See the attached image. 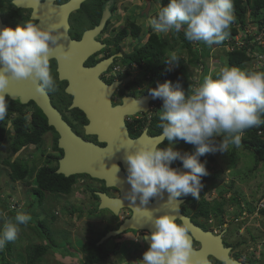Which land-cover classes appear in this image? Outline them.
I'll return each mask as SVG.
<instances>
[{
    "label": "clouds",
    "instance_id": "clouds-1",
    "mask_svg": "<svg viewBox=\"0 0 264 264\" xmlns=\"http://www.w3.org/2000/svg\"><path fill=\"white\" fill-rule=\"evenodd\" d=\"M234 20L233 0H168L167 5L149 21V26L155 33L183 31L188 41L204 42L212 47L226 38ZM61 29V24L41 26L35 14L15 28L0 29V120L8 111L4 90L11 80L30 78L40 93L58 90L57 79L51 71V53L54 46L58 49L63 45L61 41L65 33ZM262 36L264 38V33ZM178 58L175 55L167 57V63L174 65ZM166 70L171 71L172 68ZM149 92L154 99L163 101L157 124L162 131L152 143L135 150L124 147L127 183L130 185L127 199L143 207L165 191L169 193L168 202L177 205V198L185 202L180 198L182 195L191 194L199 200L204 187L201 178L208 174L206 161L202 162L200 157L209 152H227L230 145L238 147L245 130L264 124V119H261L264 116V71L225 65L218 71L209 72L196 86L189 85L187 90L182 81L177 80L175 84L171 81L161 83ZM262 132L259 131L260 134ZM165 140L169 142L168 146L161 147ZM177 140L195 145V153H181L175 149ZM177 159L182 161L185 171L171 166ZM113 168L119 171L118 166L113 165ZM258 199L253 212L264 217V207L261 206L264 192ZM241 209L240 219L244 220L247 208ZM146 210V218L153 224L154 231L150 238H144L150 241V246L141 264H194L188 220L169 212L154 218L153 212ZM31 219V215L24 211H17L14 217L0 212V249L15 241L21 226H27ZM92 231L98 233L95 228ZM244 242L241 246L248 243Z\"/></svg>",
    "mask_w": 264,
    "mask_h": 264
},
{
    "label": "rangeland",
    "instance_id": "rangeland-1",
    "mask_svg": "<svg viewBox=\"0 0 264 264\" xmlns=\"http://www.w3.org/2000/svg\"><path fill=\"white\" fill-rule=\"evenodd\" d=\"M146 1L154 2L151 10L153 19L158 14V9L157 12H155V9L161 5V0ZM118 4L120 5L118 9L121 13L126 3L119 0ZM120 13L117 10L116 15H111L110 28L113 29L116 26L117 30H119L127 25L124 21V15L121 16ZM147 17V14L139 16L140 19H146ZM249 21L246 29L256 34V26L251 20ZM141 25L143 26V32L139 45H142L147 38L145 37L146 34L149 33L148 22L143 21ZM181 32L164 34L171 38L173 35L178 37ZM111 34L114 35L115 33L112 32ZM237 38L241 39V36L237 35ZM178 40L174 48L169 49L168 53L161 58L160 63L168 64L167 57L175 55L179 57L178 62L174 65H168L172 69H178L183 65L186 66L194 80H200L206 71L209 74V72L218 71L221 67L227 65L226 52L229 48L231 49L229 45H224L225 47L219 44L213 45L208 58L202 57L203 53L200 52L201 59L205 62L203 65L201 61L198 63L189 61L190 55L187 52V48L183 47V41L179 38ZM193 43L194 49L200 48L202 50L199 42ZM262 44L264 45V38ZM126 46L134 47L135 41L128 38ZM259 57L264 58V54ZM149 60V64L153 65L155 61L153 59ZM246 69L264 71V62H249L246 64ZM51 142L52 137L49 135V138L44 142L47 153L54 152ZM183 147L184 143H176L174 145V148L179 151ZM37 148L39 147L30 145L14 155L8 144L0 147V212L5 213L9 217V211L15 209L14 211L16 212L24 211L30 214L32 218L47 219L56 245L50 247L48 252L36 264H82L85 254L81 250V246L89 237L96 240L99 233L95 234L92 229L96 228L99 232L103 231L106 222L111 221V218L106 211H98V213L91 214L90 211L95 205L90 209H80L79 205L84 201L83 196L86 195L82 190V182L78 181L73 192L68 195L46 192L44 200L40 202L39 196L34 194L32 190L33 186H35L33 178H28L32 184L24 183L28 180L27 178L23 181L15 176L13 179L10 167L6 165L5 159L12 162L13 159L22 158L20 160L27 161L24 163L30 162L28 163L29 166L37 165V167H41L46 156L41 153L42 147ZM212 153L215 161L208 166L207 175L213 176L218 173V176L207 182L208 192L204 199L210 202L211 207H215L218 204L224 205L225 212L223 215H219L215 211H210L211 214L207 218H200L203 220L201 223L202 227H200L209 228L215 234L222 233L226 247H232L230 256L231 258L234 257L236 261L239 262L241 260L245 264H264V217L254 213L253 210L249 211L250 208H254L259 200V195L262 196L264 192V160L259 162V166H255L256 158L254 152L246 150L241 143L238 147L230 145L227 152L221 153L217 151ZM198 205V203H194L189 206L192 214L196 213ZM241 208H247L244 212V220L240 219L243 211ZM223 217L224 220H222ZM34 225L35 222L30 221L27 226H21L17 239L13 241L12 253L7 256L12 264H28L26 248L31 244L50 245L51 241L49 238L41 236L34 228ZM240 228L242 231L244 229V231L241 232ZM132 230L133 234L123 235L120 239H117L119 236L113 235L109 237H106V235L100 238L98 244L103 245L104 249L109 253V257L98 264H141L143 255L149 248L144 238L150 232L147 229ZM103 238H106V240L104 241ZM244 240L248 243L241 246L245 244ZM193 247L197 249L195 245ZM243 254L246 255L245 258H243Z\"/></svg>",
    "mask_w": 264,
    "mask_h": 264
},
{
    "label": "flooded vegetation",
    "instance_id": "flooded-vegetation-1",
    "mask_svg": "<svg viewBox=\"0 0 264 264\" xmlns=\"http://www.w3.org/2000/svg\"><path fill=\"white\" fill-rule=\"evenodd\" d=\"M75 1L76 0H0V21L3 27L11 26L15 28L17 24H20L21 22L32 18L35 14L36 21L38 23H41L46 18L41 16V14H39V16L37 14L40 12L44 13L46 11L50 13V20L55 21V19L57 18L56 20L59 22L61 18L60 16H62L63 13V8L69 5L71 2ZM121 1H125L126 3L121 13L118 9L120 8V5L118 4L119 0H78L77 2L79 3L77 4V6L69 8V11L65 15L67 34L71 40H74L76 42H81L88 31L99 28L97 30V33L94 34L93 39L96 42H99L101 44V47L95 52L91 53L83 62V65L87 68H90L104 59L113 57V61L99 76L107 84L111 85L117 82L116 88L111 94V101L113 106L124 104L125 100L128 97H133L134 99L138 100L144 95L150 94L149 90L151 88H154L155 86H158L160 82H158L156 76H154L150 72H147V67L152 66V64H149L148 60L153 59L155 61L153 65H155L156 63H159L161 58L164 56L163 55L160 59H156L155 57H148L144 59V61H142L143 64H140L136 61H131L132 54L138 47H142L146 41L145 40L142 45H139L143 32V26L141 25V23L143 21H147L149 24V21L152 19L151 10L153 8L154 2L146 0ZM148 5H150L149 9ZM51 7L60 8L59 13L61 15L56 13L57 8L51 10ZM99 7L102 11V15L99 18L98 23L96 24L95 22L97 21V11L99 10ZM112 7H114V10H112ZM157 9L159 12L160 6L156 7L155 12H157ZM65 10L67 9L65 8ZM117 10L121 14V16L124 15V21L127 23V25L123 26L119 30H117L116 26L113 27V29L110 28L111 15H116ZM105 14H107L108 16H106L105 19H102L103 15L105 16ZM142 14H147L148 17L146 19H140L139 16ZM62 17H64V15ZM134 23L142 27L139 38H133L131 35H128L123 39H118V36L119 34H121L123 29H130L131 24ZM150 29L151 28L149 26V33H147L145 37L149 36ZM112 32H114L115 34H111ZM128 38L135 41L134 47L126 46ZM166 65L170 67L168 64ZM59 68L60 60L58 56L52 55L51 71L53 76L57 79L59 88L56 92H46L49 96L51 104L59 111L63 120L67 124H69L71 130L84 142L93 143L95 145L105 147L108 142L101 141V136L97 131H89L88 126H90L91 124V119L82 108L75 104V95L68 91L70 80L68 78L61 77ZM30 81V78L11 80L9 86L4 90V94L8 100V111L5 118L3 120H0V135L3 134L4 138L3 142L0 143V147L2 145L8 144V146H10L12 154L14 155L20 152L23 148H26L30 145H35V147L39 148L42 147L44 150L42 149L41 153L46 156L44 160V163L46 164L43 163L42 166H57L58 169L60 166V160L65 156L64 149L59 146V140L61 137L60 133L53 125L49 124L48 117L44 113L38 102L31 96H28L27 101H23V93L20 92L19 87H15L19 85L21 86V84H27ZM162 106L163 101L161 99L152 98L148 102L146 110L126 113L123 119L126 124L129 136L134 139L142 136L144 133H146V135L150 137L159 136L161 130L157 126H155L153 120ZM38 114L45 118L47 124L50 126V128L42 134V141L40 143L28 142L22 145L18 151H13L12 146L14 142L16 140H19L22 134L25 133L24 136H29L31 132L35 130L33 126L35 116ZM17 126H24L23 130L20 129L22 131H19ZM49 135H51L52 137L51 143L54 152L47 153L44 142H46V139L49 138ZM168 143L169 142L165 140L162 143L161 147L168 146ZM176 143H184V147L180 150L181 153L193 154L196 151V146L193 144L186 143L183 140H177ZM20 159L22 158L13 159L12 161L19 160L22 162H27ZM121 165L127 175V169L124 168L123 164ZM179 165H183V163L180 159H177L173 161L171 166L175 168ZM76 174H73L76 180L73 184V189L75 187V184L79 181L82 182V190L84 193H86V195L83 196L84 201H82V203H80L79 205V207H81L80 209H90L91 207H93V205H95L91 209L92 211L96 209L106 211L111 218V221L106 222L103 231H98L99 235L104 232L101 238L111 231L119 230L123 222L133 214L132 208L129 206H123L117 213L109 208L104 210L101 208V195L105 194L107 198H121L120 190L114 186H108L104 179L92 177L87 173ZM95 195H97L98 198L95 197ZM180 198L185 199V202L182 204V213L188 215L194 223L201 226L203 220H201L200 218L207 217H196L195 214L187 211L186 208H189L191 204L186 200L185 197ZM82 205H84V207H82ZM205 230H209V228ZM132 232L133 230L127 229L113 236H119L117 239H120L123 235H130V233ZM194 245L197 247V249L200 248V243L195 240ZM232 258L234 259V257ZM209 259L213 262V264H224L213 256H210Z\"/></svg>",
    "mask_w": 264,
    "mask_h": 264
},
{
    "label": "water",
    "instance_id": "water-1",
    "mask_svg": "<svg viewBox=\"0 0 264 264\" xmlns=\"http://www.w3.org/2000/svg\"><path fill=\"white\" fill-rule=\"evenodd\" d=\"M77 1L71 2L63 8L62 16L64 15V17L60 16L59 22L56 20L57 18L55 21L50 20V13L46 11L37 15L41 14V16L46 18L40 23L41 26L62 25L61 31L65 33V38L61 41L63 45L59 46L58 49L54 46L51 55L58 56L60 60L61 77L70 80L68 91L75 95V104L82 108L91 119V124L88 126L89 131H97L101 136V141H106L108 144L105 147H101L93 143L84 142L71 130L69 124L63 120L59 111L51 104L48 94L46 92H37L32 81L27 84H21V86H15L19 87L20 92L23 93V101H27L28 96H31L38 102L47 115L49 124L53 125L61 135L59 146L64 149L65 156L60 160L57 172L65 176L87 173L92 177L104 179L108 186H114L120 190L121 198H107L105 194H102L101 208H109L117 213L121 207L129 206L132 208L133 214L123 222L119 230L107 233L106 237L119 234L126 229H147L150 234L146 236L150 238L154 231V226L146 218V209L153 212L154 218L169 212L173 215L178 214L185 217L191 225L190 239L192 240V260L194 264H204V261H207V264H213L209 259L210 256L224 264H242L231 258L230 251L232 247L224 245L222 233L215 234L211 230H205L182 213V199L177 198L179 205L175 202H168L169 193L165 191L162 196H157L152 201H149L144 206L146 209L127 199L130 185L127 183V175L121 165L123 164L124 168L127 169V164L124 160V147L129 150H135L141 145L154 142L159 136L150 137L144 133L138 138H131L123 117L126 113L146 110L148 102L153 97L150 94H146L138 100L128 97L124 104L113 106L111 94L115 90L117 82L110 85L99 77L113 61V57L104 59L90 68L83 65L87 57L101 47V44L93 39L99 28L88 31L81 42L71 40L67 34L65 15L69 8L77 6L79 3ZM56 8L51 7L50 9ZM149 8L150 5H148ZM56 10V13L60 14V8ZM106 16L108 15L105 14L103 19ZM2 28L4 27L0 21V29ZM113 165L119 167L118 172L113 168ZM175 168L185 171L183 165ZM138 203L139 201L137 200ZM194 240L200 243L199 249L193 248ZM146 241L150 246V241Z\"/></svg>",
    "mask_w": 264,
    "mask_h": 264
},
{
    "label": "trees",
    "instance_id": "trees-1",
    "mask_svg": "<svg viewBox=\"0 0 264 264\" xmlns=\"http://www.w3.org/2000/svg\"><path fill=\"white\" fill-rule=\"evenodd\" d=\"M160 2L161 9L162 7L167 5L168 0H161ZM112 10H114V7H112ZM101 13L102 11L99 7V10L97 11V21L95 22L96 24L98 23L99 18L102 15ZM233 14L235 16V20L228 30V35L222 42L219 43V45L230 44L232 46V49L226 52L227 65L246 69V64L249 62L261 63V61H263V59H261L259 56L264 54V45L262 44L263 36L261 37V35H263L264 33V0H233ZM249 20H251L256 26V34L251 33L246 29L248 23L250 22ZM141 31V26L135 23L131 24L130 29H123L121 34H119L118 39H123L125 36L128 35H131L133 38H139ZM237 35H240L241 39L237 38ZM178 38L183 41V47L187 48V52L190 55L189 61L197 63L201 61V63L204 65L205 62L201 58H208L210 55V50L213 48V46L209 47L204 42H199L201 49H203H194V43L188 41L185 38L184 32H181L178 37L173 35L171 38H169L165 36L164 33H155L151 29L150 34L147 37L144 45L142 47H138L136 51L132 54L131 61H136L140 64H143L142 61H144V59L148 57H155L156 59H160L169 51V49L174 48V46L179 41ZM200 52H203L202 57L200 56ZM166 68H168V66L165 63L159 62L155 65L148 66L147 72H150L154 76H156L160 84L166 81H171L173 84H175L177 80H180L182 81L185 90L188 89L189 85L196 86L199 82L202 81L203 77L208 74L207 71L204 72L200 80L197 81L191 78V73L184 65L176 70L171 71H167ZM158 115L159 112L155 115V118L153 120L155 126H157L159 122ZM261 119H264V116H262ZM23 127L24 126H17L19 131H22ZM33 128L35 130H33L29 136H24V133L21 135L19 140H16L14 142L12 146L13 151H18L22 145L28 142L40 143L42 141V134L46 132L47 129L50 128V126L47 124L45 118L38 114L35 116ZM259 131L263 132L260 134ZM3 140L4 138L2 134L0 135V143H2ZM241 144L246 150L254 152L256 158L255 166H259V162L261 160H264V124L254 126L245 130L242 135ZM234 153H236V151H234ZM200 160L202 162L206 161V167L208 168V166H210L215 161V157L212 152H209L201 156ZM5 163L11 168V177L13 179L15 176H17V178L23 181L26 180V178H33L35 186H33L32 190L34 194H37V196H39L40 202L44 200L46 192L54 194H66L71 193L73 191V184L76 181L75 177L65 176L64 174L57 173V166H29L27 163H24L22 161L16 160L10 162L8 159L5 160ZM217 176L218 173L213 176L206 175L201 178L204 187L201 189L199 200L194 199L191 194L181 196L185 197L189 203L194 204L199 201V205L195 213L196 217H208L211 214L210 211H215L219 213V215L224 214V205L218 204L215 207H211L210 202L204 199V195L208 190L207 182ZM29 179L24 183L32 184ZM95 197L98 198L97 195H95ZM186 209L190 212L189 208ZM14 210L15 209L9 211V217H14L16 215V211ZM250 210L254 211V208H250L249 211ZM98 211L102 210L96 209L93 211L91 210L90 212L92 214L96 212L98 213ZM31 221L35 222L34 228L39 232V234L43 237L49 238V240L51 241L50 245L31 244L26 248L27 263L36 264L48 252V249L52 246H55L56 243L54 241V237L47 219H38L34 217L31 219ZM102 234H104V232L101 233V235H98V238L96 240L94 238L89 237L87 241L81 246V250L85 254L82 264H98L109 257V253L107 252V250L104 249L103 245L98 244V241L101 238ZM12 249L13 242H9L3 249H0L1 264H12L11 261L7 258L8 254L12 253Z\"/></svg>",
    "mask_w": 264,
    "mask_h": 264
},
{
    "label": "built area",
    "instance_id": "built-area-1",
    "mask_svg": "<svg viewBox=\"0 0 264 264\" xmlns=\"http://www.w3.org/2000/svg\"><path fill=\"white\" fill-rule=\"evenodd\" d=\"M231 49H232V47H231ZM261 59H263V61H261V62H264V58H261ZM261 206L264 207V202L261 203Z\"/></svg>",
    "mask_w": 264,
    "mask_h": 264
},
{
    "label": "bare ground",
    "instance_id": "bare-ground-1",
    "mask_svg": "<svg viewBox=\"0 0 264 264\" xmlns=\"http://www.w3.org/2000/svg\"><path fill=\"white\" fill-rule=\"evenodd\" d=\"M201 43V42H200ZM203 49V48H202ZM179 166H181V165H179ZM150 201H152V200H150ZM256 209H259L258 207H256Z\"/></svg>",
    "mask_w": 264,
    "mask_h": 264
}]
</instances>
